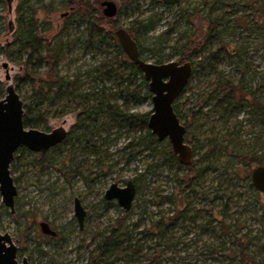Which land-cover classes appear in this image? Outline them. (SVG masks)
Here are the masks:
<instances>
[{
    "label": "rangeland",
    "instance_id": "obj_1",
    "mask_svg": "<svg viewBox=\"0 0 264 264\" xmlns=\"http://www.w3.org/2000/svg\"><path fill=\"white\" fill-rule=\"evenodd\" d=\"M88 1L92 4L90 11L94 13V6L100 0ZM115 1L121 10L116 18L105 21L93 19V21L105 28L106 32L114 35L118 28L113 27L114 21L121 27L136 29L134 36L142 50V57L148 61L179 60L178 49L189 40V37L192 38L194 33L196 36L206 33L209 25L207 17L212 13L215 17L223 16L230 19L231 26L224 32L222 39L226 42L232 41L234 47L242 48L245 53L244 61L248 65L246 69L240 67L237 57L233 56L222 60L218 69L237 80L243 77L246 81L250 80L252 69L264 75V29L250 30L245 26L247 21L251 26H255L254 19L257 13H254L256 7L254 3L257 0H184L182 5L177 6H166L159 0H137L136 3L140 5L137 10L134 9L135 1L127 3L126 6L122 4L123 0ZM21 2L22 0L10 2L0 0V64L8 62L11 75V80L8 81L5 77L6 69L0 66L1 97L7 94L8 84L13 83L24 105L29 104L32 87L26 80L27 71L31 69L30 72H34L37 79H46V71H48V67H29L25 62L26 55L19 56L15 52L13 41L19 29L18 18L21 15L24 16L25 21H32L36 25L40 37L51 42L54 57L58 60V64L54 63V70L61 76L72 79L79 77L82 90L90 91L99 84L100 80L94 79L95 67H98L99 73L104 72L127 56L126 53L125 56L121 55L113 45H103L102 48L94 46L96 43L90 45L85 26L79 27L70 23L72 12L68 8V0H31L29 3L31 8L28 7L22 12L19 10ZM183 8H187L192 16H182ZM66 13L67 15L63 16ZM95 14L102 16L99 10ZM150 15L154 19H160L155 28L148 32L137 30V23L145 21ZM242 15L244 17L240 18ZM10 21L14 23V31L9 28ZM111 40L113 41L112 36L109 38V41ZM220 44L217 42L214 48H218ZM43 55L46 53L44 52ZM37 56L39 54L35 58ZM116 82L118 79L113 78L111 82L106 83V86L112 88L109 93L119 92L117 88H113ZM215 82L214 76L203 78V74H198L196 79H191L184 93L179 97L180 108L186 114L182 122L187 123L189 127L186 140L191 145L204 147L205 152L209 137H216L221 141L228 131L238 130L239 133H232L230 139L225 141L224 138V143L229 144V152L220 151L223 154L217 157V160L220 159L218 170L212 174V177L208 174L206 182L210 185L215 183V186L219 179L229 178L226 183L242 194L246 190V181L251 179L255 165H246L248 163L244 160L246 156L241 155H250L252 150L259 149L264 144V127H260L255 121H246L247 115L244 110L237 115L236 112L231 111L219 117L221 111L204 108L203 114L194 116L193 111L202 105L207 90L212 88ZM67 106L64 100L53 105L44 104L42 113L45 124H41L38 129L51 131L64 125L70 132L78 121L79 110ZM131 109L139 112L152 111V99L132 106ZM103 121L106 119H101V122ZM98 124L100 125V122ZM110 126L113 128L110 133L102 132L103 129L100 127H94L96 133L93 140H97V145L107 153L105 156L99 151L101 162L98 156L85 151V141L74 145L72 139L61 143L60 148H51L44 154L31 150L22 155L17 154L20 158L15 159L11 167V173L18 187L15 199L16 211L11 212L3 203L0 193V232H9L12 235L18 246L20 260L27 257L31 264L85 263L90 251L97 247L100 237L111 230L117 218L123 216L124 210L116 200L108 205L105 202V191L114 182L125 186L127 181L132 179L137 183L138 193L129 216L126 217V224L142 216L148 225L152 221H157L162 214L168 217L174 212L176 204L173 199L176 197L179 202L180 197L179 180L185 174L192 176L194 174L191 173L192 170L165 165L162 152L149 155L148 150H145L138 154L143 146L132 147L131 151L135 153V157L127 162L126 151L122 152L121 149L129 141L135 143V137L145 132L119 130L115 123ZM91 129L93 127L88 130ZM97 137L100 139L98 140ZM155 146L158 151L167 152L171 149L169 139H164ZM236 147L240 152L232 155L233 152L231 153L230 150L233 151V148L237 149ZM198 155L194 156V160L198 159ZM42 165L47 167L42 169ZM235 169L240 178L235 177ZM74 170H79L81 173L74 175ZM241 196L242 202H248L247 210L243 208L242 211L233 207L228 220L233 223L239 218L247 220L244 224L245 229L250 230L257 238L261 237L259 243L264 245V224H259L257 220L258 216H264V209L258 207L251 193ZM75 197L82 200L87 210L83 228H80L74 214ZM221 204V201H217L218 209L222 208ZM178 207L182 206L179 204ZM192 207L194 210L205 209L200 213L202 219L194 224L190 216L195 211L187 213L180 226L169 228L165 239L168 243L167 247H159L164 252L157 257L145 258L136 264H203L206 261V264H232L231 260H222L221 257L214 260L203 248L204 243L216 241L212 232H202L198 227L199 224L209 220V211L212 210L213 205L204 201L201 205L192 204ZM43 221H47L53 230L59 232L58 237L53 238L54 236L42 232L40 223ZM137 238L145 239L142 240L146 243L145 247L155 245V241L160 240L156 236L143 238L140 234ZM29 253H32V257ZM262 256L264 257V250Z\"/></svg>",
    "mask_w": 264,
    "mask_h": 264
},
{
    "label": "trees",
    "instance_id": "obj_2",
    "mask_svg": "<svg viewBox=\"0 0 264 264\" xmlns=\"http://www.w3.org/2000/svg\"><path fill=\"white\" fill-rule=\"evenodd\" d=\"M30 1L22 0L19 10L22 12L28 7L31 8L29 5ZM68 2L75 7L70 23H75L74 25L79 27L85 26L90 45L96 43L94 46L99 48H102L103 45H113L119 50L121 55L125 56L118 38L114 34L103 30L96 23V21H104L105 19L97 17L96 21H93V13L90 11L91 3L85 0H68ZM254 4L256 6L254 7V13H257L254 19L256 21L254 23L255 26H251L249 21L245 23V26L250 30L264 29V0H257ZM185 15L191 17L192 13L185 12L183 14L182 12V16ZM243 17L242 15L240 18ZM207 18L209 19V25L206 33L204 35L202 33V36H196L194 33L193 37L195 36V40L185 42L177 53L179 61L193 62L194 71L191 79H196L198 74H203V78L214 76L216 79L215 85L207 90V95L202 99V105L193 111V115L199 116L203 114L204 108H210V111H221L219 117L223 116V114L225 116L227 112L231 111L236 112L237 115V113L244 110L247 115L246 121H255L260 127H264V75L262 76L260 72L252 69L251 78L246 81L244 77L237 80L220 71L218 69L219 64L227 57L236 56L239 66L245 69L248 68V65L244 61L245 53L242 48L234 47L232 41L226 42L222 39L224 32L231 26L229 25L230 19L223 16L215 17L212 13ZM158 20L160 19H154L152 15L148 16L145 21L137 23V30L139 29L142 32L153 30ZM18 23L19 29L15 33L13 41V46L16 48L15 52L19 56L21 54L26 55L25 62L29 67H48L46 79H37L36 74L32 71L30 72L31 69L27 71L26 80L31 84L32 93L30 103L24 105V124L26 127L38 128L41 124H45V118L42 113L43 105H53L64 100L65 104L68 105L67 107H76L74 109L79 110V115L73 129V137H67L62 143H66L68 139H72L74 145L85 141V151L91 155L98 156L100 159V152L105 154V156H107V153L101 150L100 145H97V140H93L95 138L94 133H96L94 127H100L103 129L102 132L110 133L113 129L110 124L115 123L119 130L135 133L145 132L135 137V143L129 141L121 149L122 152L126 151L127 162L135 157V153L131 151V148L143 146V149L139 150L138 154L145 150H148L149 155L162 152L165 165H174L178 169L184 168L187 171L192 170L191 173H194L192 176L185 174L179 180V202L174 197L175 210L168 217L162 214L157 221H152L147 225L145 219L141 216L139 219L126 224V217L129 216V211H123V216L117 218L111 230L100 237L97 247L90 251L87 260L83 264H136L145 258L159 256L164 252L159 247L164 246L166 248L168 245L165 239L169 228L180 226L181 221L192 210L195 211L190 216L192 223L195 224L199 219H202L200 213L205 211V209L194 210L192 209V204L201 205L204 201H208V204L213 205V207L209 211V220L199 224L198 227L202 232H212L216 238L215 242L204 243V251L211 254L214 260L221 257L222 260H231L232 264H264V257L262 256L264 245L259 243L261 242V237L257 238L250 230L245 229L244 224L247 220L239 218L234 223L228 220L233 207L242 211L243 208L247 210L248 202H242L241 195L243 194L251 193L258 207L264 209L263 193L254 187L250 178L246 181V190L242 194L226 183L229 178L219 179L215 186V183L210 185V183L207 184L206 182L208 174L212 177V174L218 170L217 166L220 159L217 160V157L223 154L220 151L229 152V144L224 143V138L225 141L230 139L232 133H239L238 130L228 131L223 135L224 138L221 141H218L216 137H209L208 148L205 152L203 151L204 147L193 145L195 155L199 154L201 156L198 155V159L193 160L192 164L186 167L180 163L172 149L164 152L158 151L156 146L154 147L160 141L148 127L151 111L139 112L131 109L132 106L140 105L152 97L149 83L144 78L138 65L125 56L124 59H121L112 68L106 69L104 72L99 73L98 67H95L94 79H99V84L90 91L82 90L79 77L72 79L71 77L61 76L54 70V63L58 64V60L54 57L51 42L38 35L36 25L32 21H25L23 15L19 16ZM135 31L136 29L131 32L134 38ZM111 36L113 41H109ZM44 41L47 42L44 43ZM217 42L221 44L218 48H214ZM140 51L142 55V50L140 49ZM44 52L46 55H43ZM38 54L39 56L35 58ZM156 62L162 63L164 60L159 59ZM249 68L251 69V67ZM242 73L245 72L242 71ZM100 76L102 77L100 78ZM113 78L118 79V82L113 85V88H117L119 91L115 94L108 92L112 89L111 86H106V83L108 81L111 82ZM258 78L260 79L257 80ZM175 109L181 120L186 118V114L180 108L178 101ZM104 118L106 121L101 122V119ZM99 122L100 125L98 124ZM185 126L189 131L187 123H185ZM90 127H93L94 130H88ZM87 130L91 133H88ZM97 139L99 140L100 137H97ZM60 145L55 146L54 149L60 148ZM236 148H233V151L232 149L230 150L231 153L233 152L232 155L235 152L236 154L240 152L239 148ZM27 151L29 152L30 150L26 147L18 149L14 160L20 158V155H17L18 153L22 155ZM241 156H246L244 160L248 162L246 163L248 166L264 165V144L259 149L252 150L250 155L242 154ZM99 161L101 162V159ZM12 165L13 162L11 167ZM46 167L47 165H42V169ZM236 172L237 169L234 170L235 177L240 178ZM80 173L81 171L79 170L73 171L74 175ZM217 201L222 202L220 205L222 208H217ZM105 202L106 205L111 204L110 201L105 200ZM179 204L182 207H178ZM257 220L259 224H264L263 215L258 216ZM138 234L143 238L156 236L160 240L155 241V245L145 247L144 244L146 243L142 241L145 239L137 238ZM58 235L59 232L53 238L58 237ZM29 255L32 257V253H29Z\"/></svg>",
    "mask_w": 264,
    "mask_h": 264
},
{
    "label": "water",
    "instance_id": "obj_3",
    "mask_svg": "<svg viewBox=\"0 0 264 264\" xmlns=\"http://www.w3.org/2000/svg\"><path fill=\"white\" fill-rule=\"evenodd\" d=\"M163 2L174 6L181 0ZM102 5L106 16L113 17L117 14L118 7L115 1L105 0ZM11 8L10 5V10ZM9 28L14 31L13 21H10ZM116 35L128 58L138 65L149 83L153 109L148 119V127L159 141L168 138L172 151L178 156L180 163L189 166L194 159V151L186 142L187 128L177 115L174 103L191 81L193 63L179 60L162 63L148 61L142 57L139 43L129 31L122 27L117 29ZM0 66L6 69L5 77L10 81L9 63L3 62ZM6 93L4 97L0 96V193L3 203L14 213L18 187L11 173V164L16 151L26 147L33 152H46L61 144L66 139L68 131L64 125L51 131L26 127L24 102L13 83L8 84ZM251 180L254 187L264 193V165H257L252 169ZM136 195V184L131 179L125 186H120L117 182L112 183L105 192V199L116 200L124 211H129L133 207ZM74 214L80 228H83L87 211L79 197L74 199ZM40 227L47 235H57L47 221L41 222ZM0 264H29L27 257L19 259L18 246L9 232H0Z\"/></svg>",
    "mask_w": 264,
    "mask_h": 264
},
{
    "label": "flooded vegetation",
    "instance_id": "obj_4",
    "mask_svg": "<svg viewBox=\"0 0 264 264\" xmlns=\"http://www.w3.org/2000/svg\"><path fill=\"white\" fill-rule=\"evenodd\" d=\"M70 1V0H69ZM85 1H87V2H89L88 0H85ZM103 1H105V0H100L98 3H96V5L94 6V13H93V19H95L96 20V18L97 17H100V16H98V15H96L95 13L97 12V10H99V11H101V13H102V18H104L105 20H111V19H113V18H116L119 14H120V12H121V10H120V7H119V5H118V3L115 1V0H113V1H115L116 2V4H117V7H118V12H117V14L115 15V16H113V17H108V16H106L104 13H103V9H104V6L102 5V2ZM128 1V2H127ZM135 1V5H134V9H138L139 7H140V5H139V3L137 4L136 3V1L137 0H123L122 1V4L124 3V5L126 6V4L128 3V4H130V3H132V2H134ZM152 1V0H151ZM159 2L160 3H162V4H165L164 2H163V0H159ZM184 2V0H181V2L178 4V5H182V3ZM90 3V2H89ZM166 6H173V5H167V4H165ZM174 6H177V5H174ZM69 9H70V12H72V15L71 16H73V14H74V9H75V7H74V5H70V2H69ZM183 14L185 13V12H188L187 10V8H183ZM69 13V12H68ZM89 14H90V12H89ZM67 15V13L66 14H64L63 16H66ZM96 16V17H95ZM151 16V15H150ZM186 17H187V15H186ZM71 20H72V18H71ZM104 20V21H105ZM75 24V23H74ZM74 24H71V25H74ZM113 27H118L117 29H119V28H122L121 26H120V24L119 23H117L116 21H114L113 22ZM103 30L105 29V28H103V27H101ZM123 28H125V27H123ZM117 29H116V31H117ZM127 31H129V33L132 35V31L134 30V28H132V27H130L129 29H127V28H125ZM106 31V30H105ZM116 31H115V33H116ZM111 32V31H110ZM113 34V33H112ZM191 35V34H190ZM116 37H117V35H115ZM133 36V35H132ZM118 38V37H117ZM195 40V36L194 37H189V40L188 41H194ZM187 41V42H188ZM197 41V40H196ZM118 42H119V40H118ZM120 43V42H119ZM121 45V44H120ZM180 62H182V61H180ZM185 62V61H184ZM192 62V61H191ZM193 63V62H192ZM193 67H194V64H193ZM185 91V90H184ZM184 93V92H183ZM182 93V94H183ZM181 94V95H182ZM180 95V96H181ZM179 96V97H180ZM179 99V98H178ZM178 99L175 101V103H174V107H175V105H176V102L178 101ZM175 111H176V109H175ZM176 113H177V111H176ZM178 115V114H177ZM180 118V117H179ZM180 120H181V118H180ZM181 122H182V120H181ZM183 123V122H182ZM184 124V123H183ZM185 125V124H184ZM187 128V127H186ZM73 129H74V127H73ZM73 129H71L70 130V132L68 131V134H67V137H69V138H71V137H73V135H74V132H73ZM187 134H188V130H187V132H186V137H187ZM67 137H66V139H67ZM185 137V138H186ZM168 139V138H167ZM187 139V138H186ZM64 142V141H63ZM169 142H170V140H169ZM186 142H187V140H186ZM187 143H189V142H187ZM171 144V143H170ZM190 144V143H189ZM191 145V144H190ZM192 147H193V145H191ZM172 149V148H171ZM193 151H194V156H195V150H194V147H193ZM176 155V154H175ZM177 156V155H176ZM177 158H178V156H177ZM179 160V159H178ZM194 160V159H193ZM193 162V161H192ZM192 164V163H191ZM190 164V165H191ZM189 165V166H190ZM185 166V165H184ZM187 167V166H186ZM134 181V180H133ZM252 181V180H251ZM135 182V181H134ZM135 184H136V188H137V193H138V187H137V183L135 182ZM109 188V187H108ZM107 188V189H108ZM106 192V191H105ZM264 194V193H263ZM76 198V197H75ZM104 198H105V195H104ZM106 201H110V202H112L113 200H107V199H105ZM81 202H82V200H81ZM83 204V203H82ZM119 205V204H118ZM84 206V205H83ZM120 206V205H119ZM85 208V207H84ZM87 211V210H86ZM130 211V210H129ZM57 232V231H56ZM55 237V236H54ZM28 260H29V264H31V262H30V259L28 258Z\"/></svg>",
    "mask_w": 264,
    "mask_h": 264
}]
</instances>
